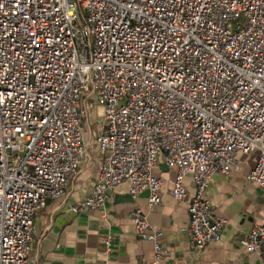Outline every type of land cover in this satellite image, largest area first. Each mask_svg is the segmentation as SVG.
Returning a JSON list of instances; mask_svg holds the SVG:
<instances>
[{
	"label": "built area",
	"instance_id": "1",
	"mask_svg": "<svg viewBox=\"0 0 264 264\" xmlns=\"http://www.w3.org/2000/svg\"><path fill=\"white\" fill-rule=\"evenodd\" d=\"M87 96L103 110L101 167L66 212L103 209L124 182L153 211L164 164L175 201L193 180L184 231L203 252L227 226L206 198L213 177L259 152L247 179L264 189V0H0V264H29L36 217L76 179ZM131 221L166 260L147 214ZM240 243L264 260V224Z\"/></svg>",
	"mask_w": 264,
	"mask_h": 264
},
{
	"label": "crops",
	"instance_id": "2",
	"mask_svg": "<svg viewBox=\"0 0 264 264\" xmlns=\"http://www.w3.org/2000/svg\"><path fill=\"white\" fill-rule=\"evenodd\" d=\"M83 106L88 111L83 122L86 157L66 195L50 200L35 220L29 264H155L153 246L140 239L131 221V213L141 208L154 230L162 232L161 244L169 257L160 264H264L259 256L244 252L240 239L257 224H264V189L247 179L255 167L259 152L239 155V168L229 175L216 174L206 191V198L216 214L227 220L221 240L197 253L185 233L189 226V204L194 183L186 180L188 198L177 202L172 197L175 175L159 164L154 175L164 181L160 192L162 205L149 211L148 193L133 199L129 182L120 184L105 207L81 214L66 212L67 204L87 198L97 182L102 155L97 139L104 129L103 110L87 96ZM95 119L91 121L90 114ZM111 238V254H106L103 240Z\"/></svg>",
	"mask_w": 264,
	"mask_h": 264
},
{
	"label": "rangeland",
	"instance_id": "3",
	"mask_svg": "<svg viewBox=\"0 0 264 264\" xmlns=\"http://www.w3.org/2000/svg\"><path fill=\"white\" fill-rule=\"evenodd\" d=\"M90 119H91V121L93 120V119H95V115H94V113H91L90 114ZM97 139V138H96Z\"/></svg>",
	"mask_w": 264,
	"mask_h": 264
}]
</instances>
